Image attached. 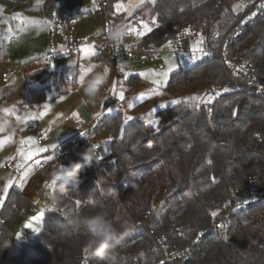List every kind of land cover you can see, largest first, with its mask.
<instances>
[{"label": "trees", "instance_id": "obj_1", "mask_svg": "<svg viewBox=\"0 0 264 264\" xmlns=\"http://www.w3.org/2000/svg\"><path fill=\"white\" fill-rule=\"evenodd\" d=\"M223 1L157 0L154 29L147 39L161 42L178 23L194 22L206 31ZM82 2L44 0L43 8L46 16L53 11L63 15L79 11ZM239 48H247L248 57L264 75V17L247 26ZM2 51L5 58L0 62H9L8 53ZM104 54L98 53V59L105 58ZM202 80L222 92L210 109H190L187 102L179 103L159 111L158 128L139 119L131 122L124 128L123 139L122 113L99 118L94 133L107 131L111 137L104 161L86 164L79 155L85 150L77 135L63 142L61 150H70L69 166L73 162L83 165L78 188L69 185L61 191L62 182L55 184L57 208L45 210L41 232L18 249L5 222L24 216L32 200L13 187L1 209L0 241L11 240V247L0 248V264H98L86 247L89 234L84 227V221L97 213L119 230L121 243L111 250L107 264H158L161 238L172 247L193 245L189 259L180 264H264V220L259 216L263 209L232 216L227 230L211 229L213 202L229 198L250 175L264 174V96L237 89L220 57L178 70L169 86ZM28 90L29 103L46 98L43 87ZM156 175L160 179L153 183ZM143 185L149 190L142 200L134 191ZM126 225L134 229L127 236L123 235Z\"/></svg>", "mask_w": 264, "mask_h": 264}, {"label": "rangeland", "instance_id": "obj_2", "mask_svg": "<svg viewBox=\"0 0 264 264\" xmlns=\"http://www.w3.org/2000/svg\"><path fill=\"white\" fill-rule=\"evenodd\" d=\"M156 2L157 0H115L113 6L115 12L137 21L141 28L148 31L155 24ZM226 2L235 7L236 0ZM118 4L122 5L119 10L115 7ZM43 5L44 0H0V59L5 58L2 49L11 59V62H0V111L7 108L14 113L7 114L11 127L0 131V220L3 203L12 187H24L26 193L30 194L37 191L40 196L38 201H31L24 216L8 226L13 232L15 249L23 242L34 241L41 231L35 233L33 229L42 230L45 210L53 208L54 205L53 186L56 183L48 171L41 169L38 173L31 174L30 170L38 166L50 152L57 150L63 142L74 137L78 132L79 122L95 130L99 118L122 113L123 121L126 116H133L135 118L133 121L139 119L158 128L161 121L159 111L182 102H187L194 108L205 106L210 109L222 93L209 80L169 86L171 75L180 69L178 62L167 51L168 46L164 48L159 60H148L136 55L131 59L120 58L114 63L109 60L108 40L99 39L81 45L65 59L45 61L43 55L49 48V36L45 39L47 20H44ZM96 6L92 0H83L79 11L76 9L70 11L79 19L77 29L79 35L94 34L101 29ZM144 6L146 8L139 13ZM14 38L17 39L15 44L11 43ZM90 48H94L95 55L86 54ZM101 52L105 53V58L98 59L97 54ZM91 65L96 67L87 74L84 83L94 72L103 71L105 67L110 71L108 80L99 94L90 100L84 95L79 77L81 70ZM171 65H175L176 69L169 74L167 83L160 85L152 83L157 79L163 81L164 78L159 73L166 71ZM12 68L15 69V76L5 79L4 75ZM121 68L124 72H121ZM125 73L130 75L125 78ZM133 78H137L135 83L130 82ZM121 80L125 83L119 84ZM76 81L77 84L74 85ZM113 81H116L115 93L111 91ZM28 84L45 88L46 98L42 101L27 102ZM121 90L125 96L123 101L117 98ZM156 92L159 94H155ZM141 93H144V98L137 99ZM217 93L219 95H216ZM108 94L119 100L121 105L110 104ZM173 100L179 103L173 104ZM129 104H133L134 107L129 109ZM109 108L117 111L109 114L107 111ZM149 121L152 123L149 124ZM39 135L44 137L42 143L38 141ZM94 136L108 145L111 141L107 131L96 133ZM107 154L96 160L104 161ZM8 162L17 167H25V170L18 173L5 168ZM159 179L160 176L156 175L152 182ZM9 181L13 186L5 192V185ZM148 190L149 187L143 185L138 187L134 194L136 198L143 200ZM163 198L159 199V203L163 202ZM39 201L42 203L39 204ZM146 221L148 223V217ZM17 236L20 239H17Z\"/></svg>", "mask_w": 264, "mask_h": 264}, {"label": "built area", "instance_id": "obj_3", "mask_svg": "<svg viewBox=\"0 0 264 264\" xmlns=\"http://www.w3.org/2000/svg\"><path fill=\"white\" fill-rule=\"evenodd\" d=\"M218 3L221 8L218 17L213 24L204 31L197 27L194 22L178 23L172 27L171 36H163L161 42L148 40V35L153 31H146L141 28L138 22L115 12L111 0H92L97 6V16L101 29L94 34L79 35L77 32L79 19L70 12L63 15L53 11L47 16L49 21V48L43 55L45 61H58L65 59L72 51L78 50L83 44L99 39H107L108 56L111 62H117L120 58L131 59L136 55H141L148 60L160 59L164 53V48L168 46V52L179 64L180 70H188L200 64L220 57L225 69L235 87L247 93L264 96V75L257 69L253 59L248 57L247 48H239V44L245 35L249 24L264 17V0H236L235 7L229 2ZM240 8V10H239ZM235 9V10H234ZM125 26L128 32L129 27L136 29L129 35H125L121 41L115 42L109 38L110 28ZM138 33H144L138 35ZM202 49L203 51H197ZM207 53V55H204ZM197 57L193 63L191 58ZM10 74H14L11 71ZM7 77V74L5 75ZM125 81H119L124 84ZM223 92H225L223 90ZM108 102L113 105H121V102L111 95L107 96ZM194 106L190 105V109ZM212 117V112H209ZM82 139L81 147L86 148L91 145H99L96 149V158L108 153V144L95 138L94 130L79 122L76 134ZM39 143L44 141L42 135L38 136ZM61 146L43 158L38 166L30 170L31 174L38 173L41 169L48 171L51 179L54 174L65 166L68 161L67 155L70 150L62 151ZM5 168L22 173L25 167L15 166L8 162ZM252 208L264 210V174L250 175L246 183L241 187H235L231 196L226 200L214 201L212 204V226L211 229L217 231L227 230L232 223V216L248 211ZM264 220V212L259 213ZM5 222V221H4ZM222 226V227H221ZM163 247L162 256L158 264H180L189 259L193 245L186 247H172L163 238L160 239ZM137 264V263H134Z\"/></svg>", "mask_w": 264, "mask_h": 264}, {"label": "clouds", "instance_id": "obj_4", "mask_svg": "<svg viewBox=\"0 0 264 264\" xmlns=\"http://www.w3.org/2000/svg\"><path fill=\"white\" fill-rule=\"evenodd\" d=\"M108 35L112 41L119 42L126 35L125 26L121 24L119 27L110 28ZM108 76L109 71L105 69L103 71L94 72L91 78L87 79L86 82L82 84L84 95L90 100L95 98L99 94L102 86L107 82ZM7 114L8 113L5 112L4 109L0 111V131L11 127ZM79 155L86 164L91 165L94 158H96V149L89 145L86 150ZM82 170L83 165L80 162H73L67 167L61 166V169L54 174V179H58L62 182L61 191H64L69 185H71L73 189L78 188ZM53 203H56L55 199ZM84 227L89 234L86 247L91 250L98 264H107L111 250L121 243L120 239L117 238L119 230L106 216L100 213L89 216L84 221ZM124 227L125 231L123 235L125 236L134 230L131 225H126ZM9 247H11V240L0 241V248ZM140 255L143 256L144 253L141 252ZM145 264H147V261H145Z\"/></svg>", "mask_w": 264, "mask_h": 264}, {"label": "snow or ice", "instance_id": "obj_5", "mask_svg": "<svg viewBox=\"0 0 264 264\" xmlns=\"http://www.w3.org/2000/svg\"><path fill=\"white\" fill-rule=\"evenodd\" d=\"M115 7L117 8V10H119V9L122 7V5H119V4H118V5H116ZM234 10H235V9H234ZM148 31H151V29H148ZM133 32H136V29L129 27L128 32H126V35H129V34H131V33H133ZM143 34H144V33H138V35H143ZM121 40H122V39H121ZM121 40H120V41H121ZM196 50H197V51H203L202 49H196ZM86 54H87V55H95L94 48H90V49H88ZM204 55H207V53H204ZM196 59H197V57H195V56H193V57L191 58V60H192L193 63L196 62ZM94 67H96V66H95V65H91V66L86 67V68H83V69L81 70V75H80V77H79V82H80L81 84L84 83V81H85V77L87 76L88 73H90V72L93 70ZM104 69H105L106 71H110L107 67H105ZM175 69H176V66H175V65H171V66H169V67L166 69V71H163L162 73H159V75L162 76V77L164 78V80L161 81V80L157 79V80L152 81V83H154L155 85H160L161 83H167V78H168L169 74L172 73L173 71H175ZM120 70H121V72H124V69H123V68H121ZM129 75H130V73H125V78H127ZM111 91H112L113 93H115V91H116V81H113V85H112V89H111ZM224 91L227 92L228 89H224ZM155 94H159V93L156 92ZM216 95H219V93H217ZM117 98H118L120 101H123V100L125 99L124 91H123V90H121V91L118 93V97H117ZM143 98H144V93H141V94L137 97V99H143ZM172 103H173V104H176V103H179V101L173 100ZM132 107H134L133 104H129V105H128V108H129V109H131ZM161 107H163V105H161ZM4 111L7 112V113H9V114H14V113H13V110H11V109H7V108H6V109H4ZM107 111H108L109 114H111L113 111H117V110H116V109H113V108H109ZM236 114H237V113H236V110H234V111H233V116H235ZM17 118L19 119V117H17ZM134 119H135V118H134L133 116H126V117H125V119H124V121H123V125H122V127H121V138H122V139H123L124 128H125L126 126H129V125H130V122L133 121ZM148 123L151 124L152 122L149 121ZM157 124H158V121H157ZM93 147L98 148L99 145H93ZM41 151H44V149H41ZM97 159H99V157H97ZM10 186H13L11 181H9V182L5 185L4 191L7 192V191H8V188H9ZM88 203L91 204V203H93V202H92V201H88ZM213 215H215V213H213ZM221 227H222V226H221ZM40 231H41V229H39V228H35V229H33V232H35V233H39ZM17 239H20V237L17 236Z\"/></svg>", "mask_w": 264, "mask_h": 264}, {"label": "crops", "instance_id": "obj_6", "mask_svg": "<svg viewBox=\"0 0 264 264\" xmlns=\"http://www.w3.org/2000/svg\"><path fill=\"white\" fill-rule=\"evenodd\" d=\"M114 7V6H113ZM97 15V14H96ZM44 20L46 21L47 20V23H45V24H47V34H46V37H45V39L46 38H48V32H49V21H48V18H47V16H46V14H45V18H44ZM43 21H41V23H42ZM11 43H13V44H15V43H17V39L16 38H14L12 41H11ZM101 51H103V49H101ZM9 62H11V59H10V56H9ZM11 71H14V74H10V72ZM15 74H16V72H15V69L14 68H12L10 71H9V73H7V77L5 76V79H7L8 77H10V76H15ZM134 79V78H133ZM28 83V82H27ZM76 84H77V81H76ZM29 87H40V86H32L31 84H28V87H27V92H28V97H27V99L29 98ZM47 153H49V151L47 152ZM14 187H17V186H14ZM13 188V187H12ZM11 188V189H12ZM17 188H19L25 195H27L28 197H30L31 198V200L32 201H38L39 199H40V196L37 194L38 192L37 191H35V193L33 192V193H26V191H25V188L24 187H17ZM54 189H55V185L53 186V191H54ZM37 192V193H36ZM55 199V198H54ZM42 203V201H39V204H41ZM4 204V203H3ZM56 204V203H55ZM53 205L52 207L53 208H57V206L56 205ZM10 223H13V222H10V221H6L5 222V224H6V226L8 227L9 226V224ZM9 228V227H8ZM12 230V229H11Z\"/></svg>", "mask_w": 264, "mask_h": 264}, {"label": "water", "instance_id": "obj_7", "mask_svg": "<svg viewBox=\"0 0 264 264\" xmlns=\"http://www.w3.org/2000/svg\"><path fill=\"white\" fill-rule=\"evenodd\" d=\"M64 165H65V166H69V161H66V162L64 163Z\"/></svg>", "mask_w": 264, "mask_h": 264}]
</instances>
